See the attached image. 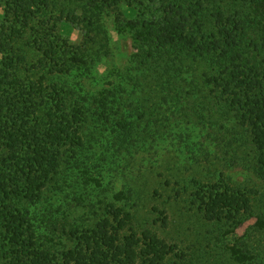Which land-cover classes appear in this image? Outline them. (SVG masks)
I'll return each instance as SVG.
<instances>
[{"label": "trees", "instance_id": "1", "mask_svg": "<svg viewBox=\"0 0 264 264\" xmlns=\"http://www.w3.org/2000/svg\"><path fill=\"white\" fill-rule=\"evenodd\" d=\"M0 10V264H165L179 256L176 244L135 226L125 206L99 201L104 209L86 226L71 216L81 204L94 206L95 189L83 176L105 172L83 154L84 135L97 131L90 118L110 123L124 114L122 97L85 105L67 83L107 57L106 14L130 34L153 88L178 102L184 83L190 113L215 106L214 126L219 120L237 130L227 144L238 142V154L249 149L246 162L264 173V0H0ZM68 29L82 34L80 44L66 40ZM202 119L186 129L189 139L204 129L229 133ZM220 190L210 188L202 201L204 221L231 233L255 217L264 231L261 193ZM239 245L230 248L239 263L258 259Z\"/></svg>", "mask_w": 264, "mask_h": 264}, {"label": "rangeland", "instance_id": "2", "mask_svg": "<svg viewBox=\"0 0 264 264\" xmlns=\"http://www.w3.org/2000/svg\"><path fill=\"white\" fill-rule=\"evenodd\" d=\"M103 23L109 35L107 57L96 60L98 63L89 76H72L67 78V83L76 86L77 95L85 105L88 100L97 105V101L109 93L111 96L107 97L111 101L116 96L122 97L124 114L110 123L96 115L90 118L91 127L97 131L84 135L89 141L83 154L90 162L96 161L105 172L98 175L89 169L83 174V184L86 182V187L95 189L89 195L94 196V206L90 209L81 204L71 216L83 219L84 226L91 225L97 213L104 209L100 202L111 201L135 214V226L152 228L178 246L179 256L171 255L165 264H264V231L254 227L255 217L226 233V227L218 228L204 221V207L200 208L202 201L208 202V190L212 187L222 188L219 192L225 187L252 189L264 199V173L246 162L251 158L249 149L238 154V142L227 144L228 140L237 139L233 132L237 130L231 128L232 123L220 124L219 120L214 126L217 111L212 104L201 105L206 109L201 114L198 110L190 113L188 98L191 94L184 83L176 88L182 97L178 102L155 90L151 76L136 65L130 34L118 30L112 15H104ZM67 33L66 40L80 44L82 34L78 30L68 29ZM113 106L115 112L116 104L109 107ZM95 112L100 110L95 108ZM200 117L205 128L210 124L216 128L224 125L230 134L223 129L219 132L222 135L204 129V136L191 138L190 135L189 139L186 129ZM183 131L185 135L180 134ZM225 135L226 140L220 141ZM153 208L160 214L153 212ZM254 211L257 215L258 210ZM164 217H167L165 225L161 221ZM242 242L252 255L259 254L254 263H239L232 255L230 248L240 247ZM66 244L71 245L68 241Z\"/></svg>", "mask_w": 264, "mask_h": 264}]
</instances>
